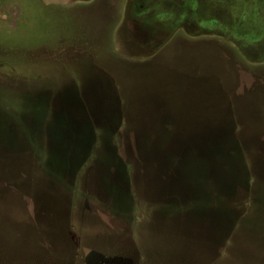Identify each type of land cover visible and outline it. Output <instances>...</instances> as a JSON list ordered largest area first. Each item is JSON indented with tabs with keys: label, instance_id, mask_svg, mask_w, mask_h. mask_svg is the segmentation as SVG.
<instances>
[{
	"label": "rangeland",
	"instance_id": "rangeland-1",
	"mask_svg": "<svg viewBox=\"0 0 264 264\" xmlns=\"http://www.w3.org/2000/svg\"><path fill=\"white\" fill-rule=\"evenodd\" d=\"M0 264H264V0H0Z\"/></svg>",
	"mask_w": 264,
	"mask_h": 264
},
{
	"label": "trees",
	"instance_id": "trees-1",
	"mask_svg": "<svg viewBox=\"0 0 264 264\" xmlns=\"http://www.w3.org/2000/svg\"><path fill=\"white\" fill-rule=\"evenodd\" d=\"M234 154H236V152H232V155H234ZM225 158H227L226 160L228 162H233V160L230 156L229 157L226 156ZM200 163L203 164V168H204L203 172L205 171V173L208 170V168L212 167V163L205 158L203 159V163L201 161H200ZM218 166H220V163ZM214 177H216V175L211 176V178L209 179L212 184H215L213 182ZM217 187H218V185H217ZM230 191L233 193H230ZM243 193H241V191H237V188H233L232 186L231 187L226 186L223 188L222 191L219 190L218 188H215V190L212 193L210 191L205 192V193L203 192V198L206 197V202H203V208H204V210H208L210 207H215L217 210H220V208H219L220 203L227 204L228 200L230 198L233 197L235 199L237 196L245 195V193L244 194ZM203 223H205L207 225H211L212 220L208 217V215L205 214V215H203ZM238 225H249V224H238Z\"/></svg>",
	"mask_w": 264,
	"mask_h": 264
}]
</instances>
